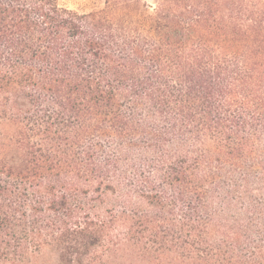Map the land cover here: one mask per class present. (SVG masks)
Returning a JSON list of instances; mask_svg holds the SVG:
<instances>
[{
    "label": "trees",
    "instance_id": "obj_1",
    "mask_svg": "<svg viewBox=\"0 0 264 264\" xmlns=\"http://www.w3.org/2000/svg\"><path fill=\"white\" fill-rule=\"evenodd\" d=\"M0 0V264H264V0Z\"/></svg>",
    "mask_w": 264,
    "mask_h": 264
},
{
    "label": "rangeland",
    "instance_id": "obj_2",
    "mask_svg": "<svg viewBox=\"0 0 264 264\" xmlns=\"http://www.w3.org/2000/svg\"><path fill=\"white\" fill-rule=\"evenodd\" d=\"M146 3L145 9L151 13L154 7L155 0H144ZM58 5L62 8L76 11L78 13H88L94 10L102 9L104 0H58ZM46 264H52L51 258L44 259Z\"/></svg>",
    "mask_w": 264,
    "mask_h": 264
}]
</instances>
